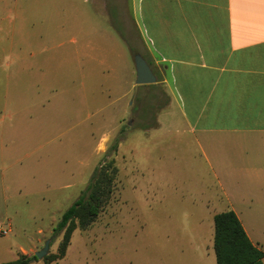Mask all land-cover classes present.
Listing matches in <instances>:
<instances>
[{
  "label": "rangeland",
  "instance_id": "374dc122",
  "mask_svg": "<svg viewBox=\"0 0 264 264\" xmlns=\"http://www.w3.org/2000/svg\"><path fill=\"white\" fill-rule=\"evenodd\" d=\"M125 3L0 0V264L48 240L32 264H217L214 217L238 200H199L208 172L187 135L165 134L163 78L135 84L146 51L129 11L124 42ZM122 130L110 202L57 259L56 225Z\"/></svg>",
  "mask_w": 264,
  "mask_h": 264
},
{
  "label": "crops",
  "instance_id": "0c3cea01",
  "mask_svg": "<svg viewBox=\"0 0 264 264\" xmlns=\"http://www.w3.org/2000/svg\"><path fill=\"white\" fill-rule=\"evenodd\" d=\"M126 3L124 42L129 11L170 99L165 134L187 135L208 172L199 200H238L228 211L264 251V0Z\"/></svg>",
  "mask_w": 264,
  "mask_h": 264
},
{
  "label": "trees",
  "instance_id": "16d2710c",
  "mask_svg": "<svg viewBox=\"0 0 264 264\" xmlns=\"http://www.w3.org/2000/svg\"><path fill=\"white\" fill-rule=\"evenodd\" d=\"M124 130L110 146L96 168L86 190L62 215L54 229V238L62 235L63 241L57 259L66 255L73 233L80 228L90 227L110 202L118 167L114 156L125 139ZM214 251L217 264H264V251L250 240L241 220L234 211H227L214 217ZM37 257L21 256L16 261L3 264H32Z\"/></svg>",
  "mask_w": 264,
  "mask_h": 264
},
{
  "label": "water",
  "instance_id": "95a60500",
  "mask_svg": "<svg viewBox=\"0 0 264 264\" xmlns=\"http://www.w3.org/2000/svg\"><path fill=\"white\" fill-rule=\"evenodd\" d=\"M135 66H136V86H148L154 85L157 83V77L155 76L151 66L147 63V61L142 57L141 54H136L134 57ZM50 249V241L48 240L45 244V248L37 252L35 256L38 260L44 259Z\"/></svg>",
  "mask_w": 264,
  "mask_h": 264
},
{
  "label": "built area",
  "instance_id": "2783aa9c",
  "mask_svg": "<svg viewBox=\"0 0 264 264\" xmlns=\"http://www.w3.org/2000/svg\"><path fill=\"white\" fill-rule=\"evenodd\" d=\"M3 233H4V234H8V230H4Z\"/></svg>",
  "mask_w": 264,
  "mask_h": 264
}]
</instances>
